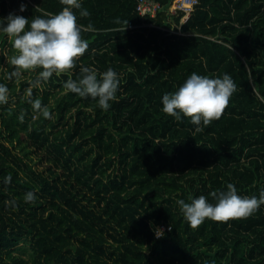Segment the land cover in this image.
Segmentation results:
<instances>
[{"label":"trees","instance_id":"obj_1","mask_svg":"<svg viewBox=\"0 0 264 264\" xmlns=\"http://www.w3.org/2000/svg\"><path fill=\"white\" fill-rule=\"evenodd\" d=\"M157 1L151 18L135 11L136 0H81L90 15L74 11L89 46L73 68L39 84V68L8 78L16 50L0 33V83L8 87L0 264H264V205L194 228L176 203L199 195L215 203L210 193L227 183L241 196L264 188V0H198L184 22L182 11H168L173 0ZM63 7L0 0V18L16 12L30 23ZM81 66L120 74L107 111L65 92ZM192 72L228 73L236 84L221 117L200 131L190 117L162 111V96ZM36 99L50 119L33 109ZM30 191L35 199L26 201Z\"/></svg>","mask_w":264,"mask_h":264},{"label":"clouds","instance_id":"obj_2","mask_svg":"<svg viewBox=\"0 0 264 264\" xmlns=\"http://www.w3.org/2000/svg\"><path fill=\"white\" fill-rule=\"evenodd\" d=\"M60 3L65 5L61 11L56 14L46 13L43 17L37 16L30 23L27 17L16 12L0 18V33L12 40L16 50V54L10 58L15 70L9 74V79L20 76L22 70L39 68L42 70L35 83L46 82L53 74L60 76L73 68L75 58L85 53L89 45L81 36L82 29L77 24L74 10H79L80 17H87L90 13L82 7L81 0H60ZM25 10L26 5L22 3L19 12L23 13ZM80 72L81 78L78 80L69 78L63 82L65 92L96 99L99 107L107 111L110 102L117 99L120 74L112 68L98 73L87 66H81ZM235 89L236 84L228 73H224L221 78L192 72L177 90L162 96V111L177 121L190 117L191 123L200 131L202 125H210L213 120L221 117ZM7 102L8 87L0 83V104ZM30 102L34 110L42 111L45 118H51L52 114L42 107L41 100ZM10 180L11 176H8L7 182ZM210 196L215 203L210 202L205 195L189 197L190 202L184 199L176 201L183 218L190 226L198 227L205 218L215 221L245 218L264 205V188L260 189L258 197L241 196L233 183H227L226 189L215 190ZM25 199L34 200V193L28 192ZM155 235L162 238L164 231L156 229Z\"/></svg>","mask_w":264,"mask_h":264},{"label":"built area","instance_id":"obj_3","mask_svg":"<svg viewBox=\"0 0 264 264\" xmlns=\"http://www.w3.org/2000/svg\"><path fill=\"white\" fill-rule=\"evenodd\" d=\"M197 3L198 0H173L171 4L167 6V9L171 14H175L177 11H182L183 17L181 22H184ZM159 8L160 3L157 0H136L135 11L142 17L148 16L154 18ZM148 25L152 26L153 24L149 23ZM177 33L180 32L177 31ZM156 229L165 230V226L160 225L157 226Z\"/></svg>","mask_w":264,"mask_h":264},{"label":"rangeland","instance_id":"obj_4","mask_svg":"<svg viewBox=\"0 0 264 264\" xmlns=\"http://www.w3.org/2000/svg\"><path fill=\"white\" fill-rule=\"evenodd\" d=\"M7 50V48L5 49V51ZM27 255V254H26Z\"/></svg>","mask_w":264,"mask_h":264}]
</instances>
